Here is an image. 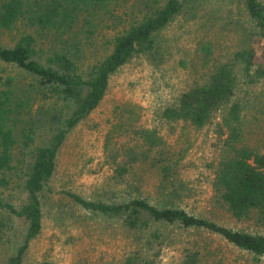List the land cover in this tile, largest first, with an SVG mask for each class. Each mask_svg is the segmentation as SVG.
I'll use <instances>...</instances> for the list:
<instances>
[{"label":"trees","instance_id":"obj_1","mask_svg":"<svg viewBox=\"0 0 264 264\" xmlns=\"http://www.w3.org/2000/svg\"><path fill=\"white\" fill-rule=\"evenodd\" d=\"M199 1L0 0V33L10 37L0 40V264H57L32 248L48 220L74 242L72 230L96 232L100 224L125 241L121 256L96 264H161L168 247L179 251L172 264H225L214 235L264 264V233L179 205L187 186L170 141L181 124L212 131L214 205L264 229V147L248 138L258 114L264 117V0L227 3L236 40L218 55L203 43L205 67L188 83H172L162 72L150 123L123 129L126 139L108 154L103 182L83 193L50 188L61 147L101 104L113 75L140 56L160 71L161 31ZM47 192L57 195L54 215L45 212ZM18 218L27 220V231L11 250L5 246Z\"/></svg>","mask_w":264,"mask_h":264},{"label":"rangeland","instance_id":"obj_2","mask_svg":"<svg viewBox=\"0 0 264 264\" xmlns=\"http://www.w3.org/2000/svg\"><path fill=\"white\" fill-rule=\"evenodd\" d=\"M230 0H200L183 8L166 28L161 31L165 43L166 61L156 71L145 57H136L124 65L110 80L101 104L68 135L58 154L56 176L51 189H72L79 193L91 191L103 182L110 173L108 154L116 142L126 139L123 129L130 125L149 124L150 103L156 83H163L164 77L172 83H188L205 67V56L201 51L203 43H210L215 55L221 54L236 40L235 28L228 24L227 3ZM0 40L10 37L0 33ZM16 72L15 68H8ZM162 72L165 76H162ZM155 77L157 79H155ZM252 122L248 134L253 146L264 147V117ZM170 141L182 156V179L187 186V196L180 206L206 216L221 224L240 229L264 233L253 220L236 221L223 209L216 207L211 199L208 163L218 157L216 136L207 129L196 130L179 125L170 135ZM192 189V191H191ZM45 197V212L53 214L56 194ZM54 197V198H53ZM54 215V214H53ZM11 241L5 246L11 250L18 247L27 231V220L16 219ZM48 220L44 233L33 243L34 254H45L57 264H96L121 256L125 241L120 236L102 231L100 224L96 232L72 233L77 241L68 240L70 232L64 234L51 228ZM211 236V235H210ZM213 246L221 253L225 264H256L253 256L212 236ZM179 251L166 248L161 264H172ZM31 264V263H29Z\"/></svg>","mask_w":264,"mask_h":264}]
</instances>
